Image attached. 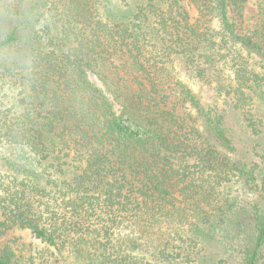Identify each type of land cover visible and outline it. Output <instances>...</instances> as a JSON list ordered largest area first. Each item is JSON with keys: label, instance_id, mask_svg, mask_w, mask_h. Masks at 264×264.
Segmentation results:
<instances>
[{"label": "trees", "instance_id": "obj_1", "mask_svg": "<svg viewBox=\"0 0 264 264\" xmlns=\"http://www.w3.org/2000/svg\"><path fill=\"white\" fill-rule=\"evenodd\" d=\"M249 4L0 0V264H264Z\"/></svg>", "mask_w": 264, "mask_h": 264}, {"label": "rangeland", "instance_id": "obj_2", "mask_svg": "<svg viewBox=\"0 0 264 264\" xmlns=\"http://www.w3.org/2000/svg\"><path fill=\"white\" fill-rule=\"evenodd\" d=\"M256 0H250V4H249V8H248V21L250 24H253L255 22V15L257 13V8H256ZM182 78L186 81V77L184 74H181ZM91 79L96 82L97 84H99V82L97 81V79L91 75ZM189 86L196 92H200V95L203 96L204 100L208 103H211L213 100V97L210 93H208L207 91H204L203 88H201V86L199 84L193 83V82H188ZM259 109V116L264 117V100L261 101V103L259 104L258 108ZM253 145H256V143H253ZM256 160H258V158H255ZM239 197H240V201H241V205H245L247 202H249L251 199H254L255 195L254 194H248V193H240L239 192ZM14 236V237H20L22 238V240L25 243H34V244H38L37 241L32 237V235L27 232H21V231H13L12 233H10L9 236ZM219 250V249H218Z\"/></svg>", "mask_w": 264, "mask_h": 264}]
</instances>
